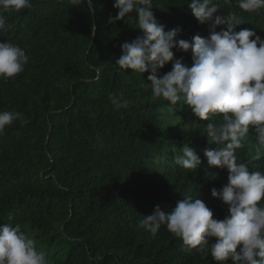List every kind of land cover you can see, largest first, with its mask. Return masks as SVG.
Returning <instances> with one entry per match:
<instances>
[{
	"label": "trees",
	"instance_id": "1",
	"mask_svg": "<svg viewBox=\"0 0 264 264\" xmlns=\"http://www.w3.org/2000/svg\"><path fill=\"white\" fill-rule=\"evenodd\" d=\"M191 2L153 0L156 21L165 32L178 30L177 41L210 35ZM31 3L5 14L6 30L0 31V42L20 46L29 57L23 72L0 80V111L22 113L28 121H14L0 135V226L19 224L25 232L28 226L35 239L57 242L59 257L51 264H217L210 250L182 251V240L166 226L153 237L140 221L157 206L171 212L186 195L200 198L214 219L229 215L211 195L228 183L229 172L208 165L204 151L217 146L202 133L221 117L210 114L200 122L183 101H153L145 87L149 73L117 65L121 45L143 33L135 20L109 23L117 15L114 0H92L91 13L88 5L69 0ZM213 4L217 14L238 17L236 32L252 30L264 40V8L247 13L237 0ZM173 53L158 75L171 71L176 60L192 66L190 50ZM113 94L127 107L114 110ZM256 140L250 127L235 154L250 172L264 173V152L253 159ZM184 145L199 156L196 169L175 164ZM214 242L210 238L209 246Z\"/></svg>",
	"mask_w": 264,
	"mask_h": 264
},
{
	"label": "clouds",
	"instance_id": "2",
	"mask_svg": "<svg viewBox=\"0 0 264 264\" xmlns=\"http://www.w3.org/2000/svg\"><path fill=\"white\" fill-rule=\"evenodd\" d=\"M237 2L239 9L247 13L264 8V0ZM69 3L88 5L89 13L93 11L92 0ZM224 3L230 4L231 0ZM31 7V0H0V31L6 30L5 14ZM113 7L117 15L109 23L135 20L143 33L142 37L121 45L117 65L132 73H149L150 84L145 87H150L153 101L171 105L183 101L200 122L210 120V114L220 116L219 123H209L202 129L208 143L217 146L216 150L205 149L204 156L210 167L226 168L229 172L228 183L219 191L211 190V195L228 208L229 215L223 220L214 219L213 212L200 198L186 195L171 212L157 206L153 214L143 216L140 227L155 237L161 226H166L168 232L182 240V251L207 254L210 250L217 264H225L229 258L233 264H264V173L250 172L246 164L238 163L235 154L243 146L250 127L257 133L253 159H259L264 152V40L252 30L236 32L241 21L233 13L217 14L220 8L213 0H192L189 5L199 23L210 25L208 38L197 35L191 42L177 41L176 29L165 32L154 17L153 0H114ZM218 26L224 27L216 31ZM174 48L185 53L190 50L192 66L176 60L171 71L158 75L173 61ZM28 60L20 46L0 42V80L8 81L23 72ZM110 100L114 110L127 107L115 94ZM17 120L28 123L22 113L0 111V135ZM175 164L196 169L201 160L195 149L184 145ZM210 238L215 242L209 246ZM0 264L51 262L19 224H4L0 226Z\"/></svg>",
	"mask_w": 264,
	"mask_h": 264
},
{
	"label": "rangeland",
	"instance_id": "3",
	"mask_svg": "<svg viewBox=\"0 0 264 264\" xmlns=\"http://www.w3.org/2000/svg\"><path fill=\"white\" fill-rule=\"evenodd\" d=\"M158 162V161H157ZM26 233L30 235L35 241H36V246L38 250H43L46 253L47 259H51L54 256H58V250L59 246L57 242L50 243L48 238H38L35 239L33 233L28 226L26 227Z\"/></svg>",
	"mask_w": 264,
	"mask_h": 264
}]
</instances>
